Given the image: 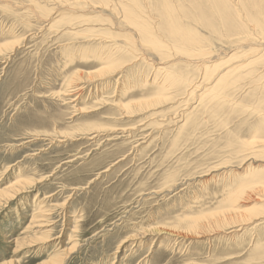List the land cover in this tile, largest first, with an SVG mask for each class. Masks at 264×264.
I'll return each mask as SVG.
<instances>
[{"label":"rangeland","instance_id":"rangeland-1","mask_svg":"<svg viewBox=\"0 0 264 264\" xmlns=\"http://www.w3.org/2000/svg\"><path fill=\"white\" fill-rule=\"evenodd\" d=\"M168 1L0 0V264H264V57Z\"/></svg>","mask_w":264,"mask_h":264},{"label":"bare ground","instance_id":"bare-ground-1","mask_svg":"<svg viewBox=\"0 0 264 264\" xmlns=\"http://www.w3.org/2000/svg\"><path fill=\"white\" fill-rule=\"evenodd\" d=\"M161 1L163 2V10H161V12H160V15H161L160 17L161 18L162 17L164 18L166 14H167V16H171L172 15V12H173V9H171L172 8V4H170V2L168 0H161ZM189 1L195 6L194 7L191 4L193 9L198 8L197 7L198 6V0H189ZM211 1L214 3L215 10H218V13L219 14L225 15V18L229 19L228 20V25H227V31H228V34L229 35L228 34L227 35L229 37H232L229 40L230 45L232 46V48L234 50L241 51L244 54L243 55V58L241 60H239V62H237L238 64H236L234 66V68L246 67V66L252 65L253 63L258 62L260 60V58L263 59V57H264V0H211ZM204 2H206V1H204ZM230 4L232 5L231 8L228 7V5H230ZM146 5H148V4H146ZM125 6H126L125 4L122 5V13H123L124 17H126V16L131 17L133 10H131L129 7H125ZM126 8H128V9H126ZM208 8L210 9V7H208ZM177 12H178V15H180V16H185V17L191 16V15H188V13H187L188 12L187 11V7L186 8L183 7L182 10L181 9H177ZM205 16H207V15H205ZM50 18H51V16H50ZM166 24L168 26V29L166 28L167 29V32L170 35L177 37V35H178L177 33L179 32L182 40L187 41V42H191L192 36H190L189 30H188L189 27H186V26H183L182 25V26H179V28L178 27L176 28L174 25L171 24V21H169V23L166 22ZM134 25L138 28V31H140L141 34L143 36H145L149 40L150 43L155 44V47H159L160 46V43H158V42L155 41L154 36L150 35L151 34V31H150V29H149V27H148V25H147L146 22H144V21L143 22L142 21L141 22L140 21H135L134 22ZM129 31L131 32L132 30H129ZM173 34H177V35H173ZM137 36H138V34H137ZM155 38L157 39V37H155ZM161 38H163V36ZM161 38H159V39H161ZM237 49H239V50H237ZM247 56H249V57H247ZM261 56H263V57H261ZM254 57L257 58L258 61H256L254 59ZM257 177L258 176H255L253 179H256ZM18 185L20 186V181H19V184ZM15 186L16 185H12L9 189H6L4 191V193H1L0 197L6 198L8 196V194L10 193V191H13V188ZM263 190H264V188H263ZM245 198L241 197V199H245ZM247 198H250V197H247ZM241 202H244L245 203L247 201L244 200V201H241ZM241 202L238 200V197H237V199H235L234 201H232V203L230 205H228L227 207H225L226 209H225V211L223 210L224 212H222V213L220 212L219 215L218 214L215 215L214 216L215 219H217V217L220 216L222 221H225V220H234V219H238L237 221H240V222L250 221V219H252V218L251 217L246 218L245 217V214H244L245 212H246V214L248 213L246 210H248L249 208L248 209H245V210H243V209L241 210L239 208L241 206V204H243ZM250 209H252V208H250ZM250 209H249V211H251ZM214 217H212V218H214ZM204 218H206V217H204ZM193 223L195 225H191L190 226V231L191 232L193 231L192 232L193 235H196V234L199 235V234H201V231L202 230L199 231L198 219H195L193 221ZM200 223L203 224L202 222H200ZM226 224H227V222L224 223V225L223 224L222 225L219 224L217 226V228L219 226H221V227L223 226L224 227V226H226ZM45 226H46L45 225V222L44 221H40V222H36L33 227L34 228H41V227H45ZM212 226H214V225H212ZM184 228H187V227H184ZM213 228L214 227H212V229L210 228V230H209L210 232L209 231L208 232L209 233H215V232H217ZM205 232H207V230ZM187 235H190V234H187ZM60 260L61 259H59V258H56V259L53 258V259H50V260H47V261L43 262L42 264H58V263H60Z\"/></svg>","mask_w":264,"mask_h":264}]
</instances>
